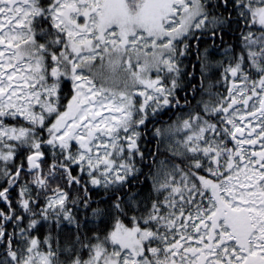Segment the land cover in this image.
I'll list each match as a JSON object with an SVG mask.
<instances>
[{"label":"snow or ice","instance_id":"snow-or-ice-1","mask_svg":"<svg viewBox=\"0 0 264 264\" xmlns=\"http://www.w3.org/2000/svg\"><path fill=\"white\" fill-rule=\"evenodd\" d=\"M0 264H264V0H0Z\"/></svg>","mask_w":264,"mask_h":264},{"label":"trees","instance_id":"trees-1","mask_svg":"<svg viewBox=\"0 0 264 264\" xmlns=\"http://www.w3.org/2000/svg\"><path fill=\"white\" fill-rule=\"evenodd\" d=\"M190 59L195 62V57H190ZM188 70L189 71H195L196 73V81H194L195 83H199V79H200V75H199V65L197 64L195 69H193L192 65L189 64L188 65ZM207 83V81L205 82ZM180 95H184L183 92L180 93ZM163 119L167 120V114L164 115ZM151 137V126H149V132H148V135L145 137L146 140H149V143H147L146 145L142 142V147H144L145 151H148L149 149L155 151L156 149V141L155 139H150ZM63 238H64V234L62 233L61 234V240L63 242Z\"/></svg>","mask_w":264,"mask_h":264}]
</instances>
